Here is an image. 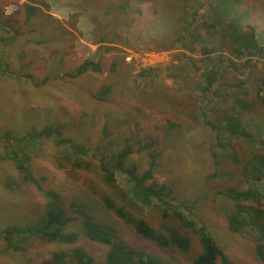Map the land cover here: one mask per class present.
<instances>
[{"label": "rangeland", "instance_id": "obj_1", "mask_svg": "<svg viewBox=\"0 0 264 264\" xmlns=\"http://www.w3.org/2000/svg\"><path fill=\"white\" fill-rule=\"evenodd\" d=\"M140 1L0 0V139L7 131L14 135L7 150L0 140V228L40 225L47 212L43 192L52 191L62 198L65 215L73 219L64 233L77 234V240L70 244L35 237L23 242L13 236L21 250L7 249V241L0 238V264H40L53 260L58 252L66 254L61 264H72L69 252L76 247L91 256L93 264H104L105 247L84 237L82 216L71 208V203H84L81 199L85 197L92 201L96 219L116 228L137 255L156 257L162 264H170L171 257L180 264H192V258L201 253L198 236L193 233L189 234L191 252H176L141 237L114 210L100 212L97 207L105 209L101 196L110 192L111 186L104 183L100 165L92 157L91 168L74 169L60 160L51 141L18 140L48 125L59 127L63 138L87 147L97 158L112 160L129 148L125 167L138 176L153 168L147 185H167L175 203L194 205L195 215L228 259L236 264H264L255 254L256 233L251 226L242 223L236 232L229 223L237 214L232 199L235 193L257 188V200L245 205L264 210V44L248 63L246 57H234L233 49L226 46L219 53L218 67V55L212 52L220 42L216 34L208 39V55L201 52L199 44L195 53L188 54L196 67H201L192 70L173 59L180 50H165L175 45V38L182 33L177 19L183 16L190 20V10L182 8L186 0ZM120 3L128 5L124 13L118 8ZM237 9L248 12L242 22L245 32L264 31V0H244ZM101 40L105 42L99 43ZM159 45L162 51L146 49ZM98 47L103 52V73L87 72L75 78L67 75L86 60L98 61L93 56ZM127 51L157 54L146 62L149 60L152 67L163 66V75L133 81L140 69L151 66L140 59L127 64ZM210 58L212 65L208 64ZM225 58L235 63V68L225 63ZM114 63L115 70L111 68ZM211 68L221 71L216 87L233 84L229 93L225 92L230 98L222 105L220 100L215 104L200 96L204 75ZM45 78L49 80L43 84ZM237 81H243L248 94H233ZM105 88L108 95L96 98ZM243 100L252 108L246 110L240 103ZM200 101L207 118L218 109H227L230 125L240 129L224 133L213 123V131L200 117ZM225 121H220L223 130H227ZM253 125L261 126L258 134H252ZM21 164L42 190L23 182L18 170ZM115 179L123 188L124 175ZM131 211L160 231L158 207L139 205Z\"/></svg>", "mask_w": 264, "mask_h": 264}, {"label": "trees", "instance_id": "obj_2", "mask_svg": "<svg viewBox=\"0 0 264 264\" xmlns=\"http://www.w3.org/2000/svg\"><path fill=\"white\" fill-rule=\"evenodd\" d=\"M243 1L244 0H186L182 8L187 11L190 10V20L183 16L177 19L176 24L181 27L182 33L175 38L176 44L166 47L165 50L172 51L173 49L171 48L175 47L174 49L180 51L173 55V59L177 58V60L184 63L185 66H189L192 70L200 69L201 67L199 65L196 67L195 62H192L193 60L188 54L195 53V45L199 44L201 52L208 55V50L206 49L208 39L218 34V41L220 40V42L216 44L217 47L212 49L215 56L218 55L216 56V58H219L218 67L221 64L222 58L219 53L226 50V46L233 49L232 52L234 53V57H246V63H248L249 59L255 56L259 50V45L261 44V47L263 46L264 31L261 33H256L254 31L247 33L244 31L242 22L244 19H247L249 15L247 11L241 13L242 11L239 12L237 9ZM140 2L145 1L141 0ZM127 7L128 5L126 3H120L118 8L124 13ZM201 32H204L205 37L202 36ZM104 42V40H101L99 43ZM99 47L93 53V56L97 57L98 61H94L93 59L86 60L74 73H68L67 75L75 78L87 72L97 74L103 73V52ZM146 49L150 51H162L163 46L159 45L156 48L147 47ZM201 59H203V57ZM209 63L212 65L211 58L208 64ZM225 63H228L233 68L236 66L230 59H226ZM158 64L159 63L152 65ZM172 64L173 63H170L166 68L169 69ZM162 67L163 66L159 65L157 67L151 66L142 68L133 76L132 80H146L162 76ZM214 67L217 66L214 64ZM111 68L115 70L116 64H112ZM218 73H221V71L215 68H211V70L205 73L203 79L204 84L200 96L214 103L215 100H220L219 103L222 105L230 98V94L227 95L225 92L229 93L233 84L225 82V88L216 87L215 82L218 79ZM25 76L29 80L30 75L26 74ZM48 80L49 78H45L42 83L44 84ZM237 82L238 83L235 85L236 91L233 90V94L237 96L241 91L244 94H248L244 89L243 81ZM262 82L264 84V79H262ZM108 93L109 89H102V91L96 95V98L104 99ZM223 96H225V99H222ZM240 103L245 106L244 108L246 110L252 108V106L244 100L240 101ZM216 109H218L217 106ZM232 110H234V108H232ZM228 111L227 109H222L219 112L218 109L217 114L214 112L212 118L209 119L206 116L207 110H205V107L202 106L200 101V117L213 131L215 129L214 124H219V129L224 133L226 131H228V133L229 131L233 132V130L237 132L240 129L238 124V127H232L230 125L227 119L229 116ZM222 120H226L225 122L227 123L225 127L227 130H223L222 124L220 123ZM253 126L252 134H258L260 132L259 127L261 126ZM241 130L243 132L242 135H244L245 130L249 131L246 128L245 130ZM257 131L258 133H256ZM13 138L14 135L10 131H7L4 136L1 137L0 140L4 143L3 147L5 150L8 149V145H11ZM21 139L51 141L56 147L55 151L60 160L67 164H71L74 169H89L91 168L89 164L90 158L92 157L95 159L103 172L102 179L104 183L111 186V191L101 196L105 209L101 207L97 208H99L100 212L102 211L103 214H106L107 211L114 210L116 216L126 223L128 227H132L141 237L155 242L162 248H171L176 252L181 251L182 253H189L192 250L189 234L193 233L198 236L201 245V253L192 258V264H236L224 255L211 233L207 230L206 226L202 224L203 222L201 219L195 215L194 205L179 202L175 203L170 199L169 193H167V185L159 187L147 185V182L153 178V168L150 167L145 173L138 176L134 173L133 169L125 167V160L130 155L129 148H125L112 160L105 157L97 158L93 154L90 155L87 147L80 146L70 139L63 138L61 136V129L53 125L45 126L39 131H30L19 137L18 140ZM217 157L219 156L217 155ZM11 158L15 159L16 156L11 154ZM155 159V156H152L151 161L154 162ZM245 166L247 167V165ZM18 170L24 179L23 182L33 184L38 190H42L38 182L32 178V175L24 165H19ZM245 172L249 171L245 169ZM118 175H124L123 188L118 186L115 179ZM246 180L249 182L248 179ZM43 195L47 199V203L45 204L47 212L40 225L23 227L13 226L5 229L0 228V238H4L7 241V249H22L19 243L12 240L13 236H19L20 241L23 242L31 237L38 238L48 243L58 242L70 244L77 240V234L64 233V227L73 219L65 215V211L62 207V198L56 192L52 191H45ZM259 195V190L257 188L254 190L249 188L245 192L232 195V199L236 204L237 214L229 219V223L230 229L236 232L238 231V226L240 224L242 225V223L251 226L252 231L256 233L255 254L259 260L264 263V210H257L250 205H245L247 201L257 200ZM87 199L88 197L81 199L84 203H71V208L73 212L82 216L80 222L84 237L93 243L105 247L106 254L104 264H162L156 257H143V254L140 255V253L137 255L138 252H134L131 247L120 238L116 228L96 219L91 212L94 209L92 201H86ZM136 204L137 206H135ZM139 205L142 207H158L162 219L160 231H155L144 220L132 214L131 209L133 210L134 207H139ZM196 227H198V229H196ZM69 256L72 264H93L92 257L79 247L73 248L69 252ZM64 257H66V254L63 252L54 253L53 260L43 261L40 264H61L65 262ZM171 260L172 262L169 261L170 264H180L177 258L171 257Z\"/></svg>", "mask_w": 264, "mask_h": 264}, {"label": "built area", "instance_id": "obj_3", "mask_svg": "<svg viewBox=\"0 0 264 264\" xmlns=\"http://www.w3.org/2000/svg\"><path fill=\"white\" fill-rule=\"evenodd\" d=\"M155 55H157V54H154V53L142 54V53H134L132 51H127V54L124 56V61L127 64H130V63L134 62V60L139 61V59H140L144 63H147V64L151 65V63L149 62V60H148V62H146V61L151 56H153L154 59H155Z\"/></svg>", "mask_w": 264, "mask_h": 264}, {"label": "bare ground", "instance_id": "obj_4", "mask_svg": "<svg viewBox=\"0 0 264 264\" xmlns=\"http://www.w3.org/2000/svg\"><path fill=\"white\" fill-rule=\"evenodd\" d=\"M186 126V125H185Z\"/></svg>", "mask_w": 264, "mask_h": 264}]
</instances>
